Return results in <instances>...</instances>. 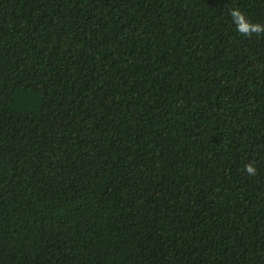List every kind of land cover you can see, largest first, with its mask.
I'll list each match as a JSON object with an SVG mask.
<instances>
[{"label":"trees","instance_id":"1","mask_svg":"<svg viewBox=\"0 0 264 264\" xmlns=\"http://www.w3.org/2000/svg\"><path fill=\"white\" fill-rule=\"evenodd\" d=\"M232 7L264 25L0 0V264H264V34Z\"/></svg>","mask_w":264,"mask_h":264},{"label":"clouds","instance_id":"2","mask_svg":"<svg viewBox=\"0 0 264 264\" xmlns=\"http://www.w3.org/2000/svg\"><path fill=\"white\" fill-rule=\"evenodd\" d=\"M232 23L236 31L245 37H252L253 35L264 34V25L259 23H252L247 19L245 13L238 7H232L229 10ZM249 175H256V167L253 163H246L243 169Z\"/></svg>","mask_w":264,"mask_h":264}]
</instances>
